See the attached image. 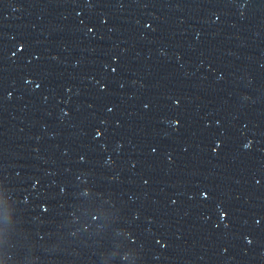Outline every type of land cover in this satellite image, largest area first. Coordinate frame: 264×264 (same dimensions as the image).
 Masks as SVG:
<instances>
[{"label":"water","instance_id":"obj_1","mask_svg":"<svg viewBox=\"0 0 264 264\" xmlns=\"http://www.w3.org/2000/svg\"><path fill=\"white\" fill-rule=\"evenodd\" d=\"M0 264H264V0H0Z\"/></svg>","mask_w":264,"mask_h":264}]
</instances>
